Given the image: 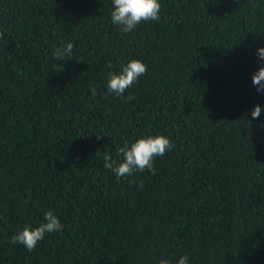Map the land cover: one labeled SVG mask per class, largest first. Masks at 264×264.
I'll use <instances>...</instances> for the list:
<instances>
[{
	"label": "trees",
	"instance_id": "trees-1",
	"mask_svg": "<svg viewBox=\"0 0 264 264\" xmlns=\"http://www.w3.org/2000/svg\"><path fill=\"white\" fill-rule=\"evenodd\" d=\"M159 2L124 32L112 0H0V264H264V0ZM132 59L147 72L108 92ZM158 134L154 173L104 167ZM46 211L62 231L11 243Z\"/></svg>",
	"mask_w": 264,
	"mask_h": 264
},
{
	"label": "clouds",
	"instance_id": "clouds-1",
	"mask_svg": "<svg viewBox=\"0 0 264 264\" xmlns=\"http://www.w3.org/2000/svg\"><path fill=\"white\" fill-rule=\"evenodd\" d=\"M113 9L111 10V21L114 25L121 26L124 32L133 31L143 21H158L160 19L161 3L159 0H112ZM4 33L0 31V37ZM261 66L253 74L252 82L258 92H264V47L257 50ZM52 57L56 60L65 61L73 58V43H61L60 46L53 48ZM111 67V65H109ZM147 72L146 65L137 59L130 60L126 65H122L120 72H109L107 81V91L123 97L125 90L135 83L139 77ZM92 94H96V88L90 89ZM128 96L126 99L131 100ZM261 114V107L256 104L251 111L253 118H258ZM174 145L167 136L162 134L141 136L134 140L130 145L127 141L119 149L122 160L117 163L105 156L104 167L111 170L117 178L132 176L134 173L148 170L155 172L154 159L162 157ZM130 184L135 181H129ZM139 187H143L141 183ZM63 230L59 217L52 211H46L44 222L32 227L25 225L22 230L17 231L11 237V243L24 245L29 251H33L38 243L42 241L46 233L59 232ZM158 264H189L188 256L181 255L178 259L171 257L161 258Z\"/></svg>",
	"mask_w": 264,
	"mask_h": 264
}]
</instances>
